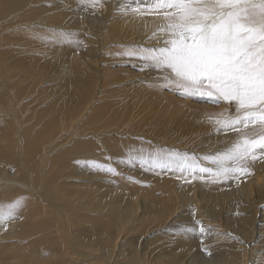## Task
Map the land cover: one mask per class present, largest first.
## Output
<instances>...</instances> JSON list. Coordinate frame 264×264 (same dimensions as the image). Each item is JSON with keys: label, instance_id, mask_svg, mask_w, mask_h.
<instances>
[{"label": "bare ground", "instance_id": "obj_1", "mask_svg": "<svg viewBox=\"0 0 264 264\" xmlns=\"http://www.w3.org/2000/svg\"><path fill=\"white\" fill-rule=\"evenodd\" d=\"M40 5L38 0H4V9L14 15L3 14V25L13 20H23L24 7ZM86 23L96 27L90 18L82 19V24ZM3 61L0 59V96H7V99H0V102L3 100L0 103V146L3 145L0 149V210L7 213L16 201H19V207L15 208L11 218L15 223L9 222V219L0 223V264H254L252 257L255 251L258 252L255 264L264 262L263 151H254L260 153L261 157L256 163L254 160L251 163L248 161L246 171L230 173L227 178L197 171L187 175L189 169L181 170L172 163L166 166L168 171L175 169L179 177L185 175V179L192 180L185 182L187 180L183 179V183H177L168 177H155L148 171L127 169L124 165L123 168L130 170V176L134 179H129L117 167L112 172L117 177L112 181L96 178L85 183V189L76 191L73 188L75 179L70 176L76 173L75 166L85 155L76 156L71 151L73 141L61 143L70 131H58L51 138L44 137L52 134V131L45 135L41 132L47 125L42 117H49V108L24 111L27 106L20 104L24 100L21 94L25 89L34 90L33 83L20 88L19 81L8 87ZM79 71L75 81L81 83L84 92L76 94L75 106L63 112L61 123L50 127H63L66 123L70 126L73 123L77 127L76 124L82 123L83 118L94 109L91 103L96 98L92 90L94 83L88 70ZM64 73L70 76L74 71L65 70ZM16 89L22 91L21 94ZM100 107V114L103 115L105 110L103 106ZM175 108L158 106V111L155 109L151 117L161 123L162 120L178 116ZM107 117L104 116V125L127 121V114L122 112L112 114L109 119ZM53 120L54 116H51L47 121ZM76 131L80 132L79 129ZM118 131V126H106L101 131L91 132L94 138L107 134L105 139L117 137ZM128 133L132 137L137 136L135 131ZM217 136L219 140L214 137L204 144L205 147L215 145L210 148L212 156L217 152L213 149L225 143L221 142L226 137L222 130ZM151 142L139 153L152 157V164H157L159 162L153 158L157 154H170L167 152L169 149H164L163 143ZM173 148L171 155L187 154L200 166L214 167L193 150ZM225 149L222 147L219 151ZM137 152L130 147L124 150V155L129 157ZM66 154L75 156L73 161L64 162ZM119 157V151L108 149L106 155L99 156L104 163L98 167L105 169L107 165L112 167L110 163L116 166L123 164ZM7 163L15 166L12 165L14 174H4L2 166L7 167ZM121 185L129 188L127 193L121 194L112 189ZM86 217H96L101 223L99 233L86 234L78 226ZM232 224L231 229L229 226ZM52 233H58L59 239L44 235ZM149 233L155 235L158 241L153 250L149 248L150 251H147L141 240Z\"/></svg>", "mask_w": 264, "mask_h": 264}, {"label": "rangeland", "instance_id": "obj_2", "mask_svg": "<svg viewBox=\"0 0 264 264\" xmlns=\"http://www.w3.org/2000/svg\"><path fill=\"white\" fill-rule=\"evenodd\" d=\"M38 1L41 2L39 7H24L23 20H13L3 25V14L12 16L14 13L8 14L4 9V0H0V59H4L3 63L6 64L8 87L19 81L20 88L29 87V84L33 83L34 90L25 89L23 95L22 91L15 90L24 98L20 102L21 105L27 106L24 111L31 112L47 107L49 108L47 116H54L52 122L47 121L49 117H42V121L47 124L41 130L42 134L52 131L51 135L44 134V137L51 138L58 131H70L71 133L63 138L61 143L73 141L71 151L76 153V156L85 155L82 160H78V165L75 164L76 173L70 176L71 179H75L73 188L76 191L85 189V183L96 178L112 181L117 175L112 173L113 171H108V168L115 170L119 167L122 174L127 175L129 179L132 178L130 176L132 172L123 168L124 165L127 169H140L153 173L155 177H168L170 181L183 183L185 175L179 177L175 169L168 171L166 166L165 168L154 167L153 165L157 166L158 163L152 164V157L140 154L146 145H151L150 140L163 143L162 147L169 149L167 152L170 154L174 153L173 147L193 150L200 154L202 160L206 156H212L210 148L215 146L212 144V147H205L204 144L214 137L219 140L217 135L221 130L226 134L225 139L221 140L225 143L213 149L217 150L215 154L220 152L219 149L222 147L227 148L237 140L235 132L225 131L214 122L216 119L223 118L221 114L234 117L236 115L234 103L223 101L213 103L200 96H184L174 88L161 87L166 73L147 66V62L139 58L141 49L161 44L166 38L163 35L150 38L164 23L163 10H155L152 0H148V3H142L141 0H98L95 4L92 0ZM83 18L92 19L96 27L88 23L82 24ZM130 53H136V55ZM65 70H73L74 73L69 76L64 73ZM79 70H88L94 83L95 88L92 90L96 98L91 102L94 109L89 111L82 123L76 124L77 127H74L73 123L71 126L66 123L63 127H50L49 125L61 123L63 112L75 106L76 94L84 92L81 83L75 81ZM2 97L3 95L0 99ZM2 99L5 101L7 96ZM167 105L172 106L173 109L176 107L178 118L171 117L169 120L160 121L161 123L155 122L151 117L155 107L157 106L156 111H158V106ZM100 106H103L105 110L103 115L100 114L102 111ZM75 111L82 112V110ZM121 112L127 114V121L123 123L114 121L104 125V116H108L106 119H109L112 114ZM53 113H57L58 116ZM106 126H118L117 137L110 136L103 139L107 134H102L98 138L92 137L94 134L92 130L101 131ZM77 129L80 130L79 133ZM128 131H135L137 136L132 137ZM38 133H40L39 130ZM80 133H82L81 136ZM128 137L132 138L127 139ZM153 142L151 143L154 144ZM130 147L138 152L126 157L124 150ZM1 148L3 145L0 146ZM108 149L119 151L121 157L118 159L123 164L116 166L110 163L112 167L107 165L105 169H100L98 166L104 161L99 156L106 155ZM65 156L64 162L73 161L72 158L75 157L68 154ZM253 156L248 158L250 163L253 160L256 163L261 154L254 152ZM12 165L7 163V167L2 166L4 174H14L15 166L12 167ZM196 171L206 174L199 169ZM188 173L192 174V171L189 170L186 174L189 175ZM185 180H187L185 182L192 181ZM112 189L118 190L121 194L129 190L123 185ZM259 213L262 214V211ZM8 221L16 222L11 219ZM100 224L96 217H86L79 222L78 226L86 234H92L99 233ZM233 226L232 224L229 228L232 229ZM44 235L59 239L58 233ZM157 241L155 235L151 236L150 233L141 240L143 246L147 247V251L153 250ZM151 243L155 245L152 246ZM253 257L252 261L255 264L258 259L257 251ZM259 263L256 262V264ZM261 263L264 264V262Z\"/></svg>", "mask_w": 264, "mask_h": 264}, {"label": "snow or ice", "instance_id": "obj_3", "mask_svg": "<svg viewBox=\"0 0 264 264\" xmlns=\"http://www.w3.org/2000/svg\"><path fill=\"white\" fill-rule=\"evenodd\" d=\"M152 2L155 10H163L164 23L150 38H166L161 44L141 49L139 58L166 73L161 87L213 103H234V117L221 114L223 118L214 122L238 137L224 151L205 157L214 167L200 166L187 154H157L153 159L161 167L175 163L181 170L195 173L198 168L217 178L246 171L254 151H264V0ZM17 207L19 201L7 213L0 210V223L11 219Z\"/></svg>", "mask_w": 264, "mask_h": 264}]
</instances>
